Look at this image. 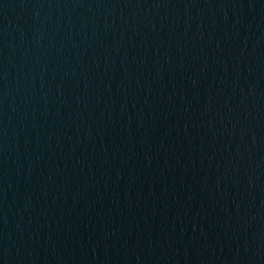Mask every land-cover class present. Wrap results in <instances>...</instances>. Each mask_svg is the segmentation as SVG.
<instances>
[{
  "label": "water",
  "instance_id": "1",
  "mask_svg": "<svg viewBox=\"0 0 264 264\" xmlns=\"http://www.w3.org/2000/svg\"><path fill=\"white\" fill-rule=\"evenodd\" d=\"M0 264H264V0H0Z\"/></svg>",
  "mask_w": 264,
  "mask_h": 264
}]
</instances>
